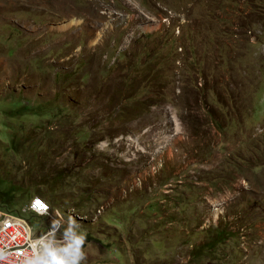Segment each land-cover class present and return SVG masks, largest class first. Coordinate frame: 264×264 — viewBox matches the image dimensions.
Instances as JSON below:
<instances>
[{
    "label": "rangeland",
    "instance_id": "374dc122",
    "mask_svg": "<svg viewBox=\"0 0 264 264\" xmlns=\"http://www.w3.org/2000/svg\"><path fill=\"white\" fill-rule=\"evenodd\" d=\"M37 194L121 264H264V0H0V210Z\"/></svg>",
    "mask_w": 264,
    "mask_h": 264
},
{
    "label": "clouds",
    "instance_id": "9594fccd",
    "mask_svg": "<svg viewBox=\"0 0 264 264\" xmlns=\"http://www.w3.org/2000/svg\"><path fill=\"white\" fill-rule=\"evenodd\" d=\"M30 209L38 216L51 217L48 232L29 238L27 250L14 252L7 245L0 246V264H87V231L74 216H58V210L38 196Z\"/></svg>",
    "mask_w": 264,
    "mask_h": 264
},
{
    "label": "built area",
    "instance_id": "2783aa9c",
    "mask_svg": "<svg viewBox=\"0 0 264 264\" xmlns=\"http://www.w3.org/2000/svg\"><path fill=\"white\" fill-rule=\"evenodd\" d=\"M37 196L45 200V198L42 195H38V194L35 195L31 199L28 207L30 211H31L30 209L31 202ZM45 201L52 206L50 201L48 200ZM45 218H49L51 220V217H45ZM48 230H49V226H47V228H45V230H43L42 232H39V230L36 229L31 224L29 219L26 218L24 215L9 210H0V246L7 245L14 252L27 250L28 248L27 240L29 238L38 237L48 232Z\"/></svg>",
    "mask_w": 264,
    "mask_h": 264
},
{
    "label": "crops",
    "instance_id": "0c3cea01",
    "mask_svg": "<svg viewBox=\"0 0 264 264\" xmlns=\"http://www.w3.org/2000/svg\"><path fill=\"white\" fill-rule=\"evenodd\" d=\"M90 247L94 248V253H96V249L98 248V255L91 257V255L87 253ZM85 251L88 256L87 264H121L118 259L111 254L108 247L100 241L94 239L87 240Z\"/></svg>",
    "mask_w": 264,
    "mask_h": 264
},
{
    "label": "bare ground",
    "instance_id": "6f19581e",
    "mask_svg": "<svg viewBox=\"0 0 264 264\" xmlns=\"http://www.w3.org/2000/svg\"><path fill=\"white\" fill-rule=\"evenodd\" d=\"M45 200H46V198H45Z\"/></svg>",
    "mask_w": 264,
    "mask_h": 264
}]
</instances>
